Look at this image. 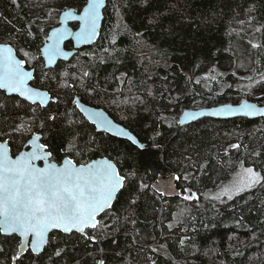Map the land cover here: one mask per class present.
<instances>
[{
    "label": "trees",
    "instance_id": "obj_1",
    "mask_svg": "<svg viewBox=\"0 0 264 264\" xmlns=\"http://www.w3.org/2000/svg\"><path fill=\"white\" fill-rule=\"evenodd\" d=\"M85 2L18 0L21 7H17L12 0H0V41L16 29L26 31L29 21H37L31 25L35 40L18 34L12 44L30 53L25 57L16 52L25 60L26 67L34 69L32 84L46 89L51 97L60 101L59 108L52 100L47 103V114L57 116V120L48 121V128L41 129L44 109L38 103L0 89V103L7 105L0 108V126L10 133L12 125L23 118L26 128L41 133V141L50 146L54 160H60L69 152L76 162L106 155L119 162L121 171L137 167L144 176L147 169L144 182L152 187L134 207H129L127 193H122L113 204L114 211L110 210L108 216L103 217L109 228L97 233L99 239L87 242L73 238L72 243L59 245L69 256L54 258L57 264H65L66 260L72 264V258L80 260L81 264H93V258L101 256L106 264H151L148 257L155 258L157 264H264V222H261L264 221L261 206L264 190L256 188L233 201L221 198L226 201L224 204L210 199L213 190L228 180L238 166L252 167L256 171L264 169V116H200L184 125L177 123V116L184 108H195L198 103L237 102L244 97L232 75L259 64L264 67V43L253 47L251 39L254 26L258 25L259 35L264 31V0H107L96 41L83 46L69 61L59 60L54 67L45 68L38 47L48 29L58 22L61 9L79 10ZM50 9L53 15L49 18ZM41 27L44 33L39 32ZM139 47L148 52L140 59L143 62H139L137 56ZM214 67L225 72L224 78L232 82L220 92L206 89L200 79ZM84 72L89 75L84 77ZM260 72L264 75V68ZM78 78H83L84 83ZM130 91H134L131 96ZM255 94L259 96L258 92ZM75 96L87 104L104 108L113 120L146 144V148L139 150L124 138L108 133L97 134L94 125L71 103ZM137 96L145 103H134ZM8 97L13 99L7 100ZM116 99H126L128 103L113 107ZM254 100L264 106V100ZM18 101L23 103L16 109ZM32 108L37 109L36 115L40 117L34 123L24 111L27 109L30 113ZM66 108L75 115L65 118L62 114ZM165 113L170 114V118L167 115L162 119ZM69 119L78 121L84 128L69 125ZM77 132L96 136L104 147L95 155L76 156L75 152L83 150L90 138L75 136ZM29 134L4 136L10 142L12 154L23 147ZM232 144L240 147L232 148ZM170 173L181 177L175 179L180 188L176 196L161 195L153 184L159 176ZM185 175L189 177L187 180L183 179ZM189 188L196 193V200L183 199L188 195L185 189ZM241 217L245 227L235 224ZM132 220L136 221L135 225ZM169 223L173 225L171 229ZM60 235L66 238L71 234ZM185 236L189 241L182 246L179 241ZM134 237L137 238L135 243ZM4 240L5 235L0 233V242ZM18 241L17 237L2 244L9 250V256L17 251ZM160 244L165 248L153 253L151 249ZM55 250L45 246V264L47 254ZM35 255L27 250L22 264H35L32 259ZM0 262L10 264L4 256H0Z\"/></svg>",
    "mask_w": 264,
    "mask_h": 264
},
{
    "label": "snow or ice",
    "instance_id": "obj_2",
    "mask_svg": "<svg viewBox=\"0 0 264 264\" xmlns=\"http://www.w3.org/2000/svg\"><path fill=\"white\" fill-rule=\"evenodd\" d=\"M12 3L17 7H21L18 0H12ZM103 4L104 0H88V5L81 15L70 12L63 14L65 20L68 18L78 20L80 22L79 30L71 32L67 28H54L45 37L48 42L44 44L42 53L46 57L48 65L53 64L58 56L66 58L69 55L61 48V43L66 38L73 37L77 42L83 43L91 42L95 38L99 9ZM52 15L53 10L50 9L48 17L50 18ZM36 22L35 20L29 21L26 31L16 29L14 33H10L3 41H0V89L8 93H17L19 97L31 101L33 104L38 100L39 107L44 109V112L41 113L44 119L39 127L46 129L48 128V121L55 122L57 120V116L47 114L46 105L51 97L48 92L28 86V81L32 79V73L25 71V60L18 59L14 53L21 52L25 57L29 56L30 53L23 49H16L12 44V41L17 39L18 34L32 37L35 40L37 37L32 31L31 25ZM152 22L155 21H150V23ZM251 22L254 23L255 21L252 20ZM241 23L244 22L241 21ZM44 31L43 27L39 28L40 33H44ZM257 31H260V29H257ZM253 47H257V45H253ZM88 75V72L83 73L84 77ZM210 78L216 79L215 76ZM48 79H54V77H48ZM197 83L199 84L200 81H197ZM248 88L253 91L254 99L264 100V75H261L259 80L250 83ZM88 90L86 88V91ZM256 92L259 93V96L255 94ZM147 94L152 95L151 91H148ZM12 99V97L7 98V100ZM52 102L59 108L60 101L58 98L52 100ZM126 102L121 101V103ZM133 102L145 103L139 96L135 97ZM170 102L175 103V101ZM22 103L23 101H18L15 108L19 109ZM71 103L87 114L91 124L95 125L97 134L100 132L110 133L112 137L124 138L139 150L146 148V145L141 143L137 136L128 131L126 127L104 118L102 113L89 110L81 103L79 98L72 100ZM6 106V103H0V108ZM24 111L29 121L34 123L35 120L40 119L36 115V108H32L30 113L27 109ZM224 111L229 113L242 111L245 116H253L257 113L264 116V108H257L255 103L247 100L241 101L239 109L228 106L218 110V112ZM62 115L68 118L74 116L75 112L66 108ZM198 115L199 113L184 111L181 121H177V123H182L185 120H195ZM161 118L166 119V117ZM5 120H7V117H5ZM68 124H78L81 129L84 128L83 124L75 120L69 119ZM25 132L31 133L32 128L25 127L23 118H20L17 124L12 125L10 133L4 132L3 126H0V141H3L0 142V233L5 235V240L0 242V256H4L6 261H10V264H22L23 254L28 249H30V253L36 254L32 258L35 264H45L43 253L46 245L56 249L47 254V264H57V260L54 258L63 259L69 256L65 248L59 245L72 243L73 238L84 239L87 242L99 239L97 233L109 228L103 217L108 216L110 210L114 211L113 204L122 193H127V203L129 207H134L141 196L145 195L147 190L152 187L144 182L147 177V169L144 176L140 175V170L137 167H130L128 171H121L118 167L119 162H113L107 156L82 164L68 158H65L61 166L50 163L49 159L52 156V152L49 150L50 146L47 143H35L39 140L38 135H32L27 141L28 144L33 145L32 151L21 152L19 155H15L13 159L12 155L9 154L10 142L4 140V136L12 134L24 136ZM75 136L90 137L85 143L84 149L75 152L76 156H83L85 153L95 155L104 147L102 141L98 142L97 137L90 135L88 132H77ZM71 147L76 148L77 145H71ZM155 147L158 148L159 145H155ZM230 147L239 148L240 145L232 144ZM68 155H72V152H69ZM254 155H258V153H254ZM40 160L44 161L43 167H38L35 163ZM262 172H264V169L256 171L252 167L244 168L238 179L234 180L231 185L224 186L217 195L211 196L210 199L224 204L226 201L221 197H226L227 201H233L241 194L251 192L256 188L264 190V174ZM188 178V175L183 177L185 180ZM174 179L180 180L181 177L176 176ZM170 187L172 186L169 184L164 190H161L157 186L156 190L161 195H171L172 193L168 191ZM185 191L188 192V195L183 196L184 200L197 199L196 193L191 192L190 188L185 189ZM261 206L264 207V200H261ZM243 219L241 217L235 221L237 227H245L242 223ZM135 223L136 221L132 220V224L135 225ZM172 227L173 225L169 223L168 228L171 229ZM116 230L118 231V229ZM61 233L71 235L65 238L60 235ZM14 234H18L20 248L9 256V250L4 248L2 244L7 243L9 240H16L17 236ZM136 239L134 237V243ZM186 241H189L187 236L180 238L179 243L183 246ZM113 242L115 243V241ZM164 248L165 245L160 244L152 248L151 251L159 253ZM181 250L183 251V248ZM100 251L103 252V249ZM117 255H120V253H117ZM148 259L151 264H157L155 258L148 257ZM0 264H5V262H0ZM65 264H68L67 260ZM72 264H81V262L72 258ZM93 264H106V259L103 256L100 258L94 257Z\"/></svg>",
    "mask_w": 264,
    "mask_h": 264
},
{
    "label": "water",
    "instance_id": "obj_3",
    "mask_svg": "<svg viewBox=\"0 0 264 264\" xmlns=\"http://www.w3.org/2000/svg\"><path fill=\"white\" fill-rule=\"evenodd\" d=\"M106 2H107V0H104V4H103V6L99 9V19L97 20V34H96L95 38H94L91 42H88V43L77 42L73 37H68V38H66V39L61 43V48L63 49V51L69 53V55H68L66 58H65V57H61V56H58V57L55 58V62H54L53 64L48 65V64H47V59H46V57H45V56L43 55V53H42V49H43V47H44V44L48 42V41H46V40L44 39L43 43H42L41 46L38 47V48H39V50H40V56L42 57L41 60H43V65H44L45 68H48V69H49V68H51V67H54V66L57 64V62H58L59 60H62V61H68V60H70V58H72V57H74V56L76 55L77 51H78L80 48H82L83 46L91 45V44H93V43L96 41V39H97V37H98V32H99V30H100V28H101V26H102V21H103V20H102V19H103V9H104L103 7L106 6ZM87 5H88V0H86V2L84 3V5H83L81 8H79V10H75V9H73V7H66V8L61 9V11H60L59 14H58V22H57L56 24H54L53 26H51V27L48 29L46 36H47L49 33H51L52 30H53L54 28H67V29H69L71 32H76V31H78V30H79V24H80V22H79L78 20L71 19V18H68V19L65 20L63 14H64L65 12H70V13H74L75 15H81V14L83 13L84 8L87 7ZM71 22H75L76 24H75V25H72ZM46 36H45V37H46ZM262 39H263V43H264V31H263ZM68 41H71V45L68 46V47H66L65 43L68 42ZM14 54L17 56L18 59H22V58H20V57L17 55L16 52H15ZM24 69H25V71H29V72L32 73V79H33V77H34V73H33V72H34V69H33L32 67H26L25 65H24ZM32 79H30V80L28 81V86H29V87H34V88L39 89L40 91L48 92L46 89L41 88V87H39V86H35L34 84H32ZM4 91H5V90H4ZM5 92H6V91H5ZM6 93H7V94H15V95L18 96L17 93H8V92H6ZM48 93H49V92H48ZM49 96L51 97L50 94H49ZM20 98H21V99H24V98H22V97H20ZM76 98H79V97H78V96H75L74 99H76ZM54 99H55L54 97H51L50 100H54ZM50 100H49V101H50ZM244 100H247V101H249V102H251V103H255V104L257 105V108H264L263 105L258 104L257 102H255L254 99L249 98V97H244V98H242L241 100H239V101H237V102L227 101V102H225V103H224V102L217 103V104H213V103H212V105H204V106H201V107H195V108H193V107H189V108L187 107V108H184V109L181 110L179 116H177V117H178V121H181L182 116H183V112H184V111H192V112H195V113H199V115L197 116L196 119L200 118V116H201V117H212V118H232V117H236V116H245V115H243V112H242V111H235L234 113H229V112H227V111H224V112H218L219 109L227 108L228 106H231L233 109H239V108H240V103H241V101H244ZM49 101H48V102H49ZM28 102L32 103L31 101H28ZM36 103L39 104V101L37 100ZM81 103L84 104V106H85L86 108H88L89 110L94 111V112L102 113L104 118L109 119V120H112L114 123L120 124L121 126L125 127L124 125H122L121 123L117 122L116 120H113V118L109 115V113H108L104 108H102V107H100V106L92 105V104H87L86 102H84V101H82V100H81ZM76 109H77V108H76ZM78 110H79V109H78ZM79 111H80V110H79ZM80 113H81V114L87 119V121L91 122V121L87 118V114H86V113H84V112H82V111H80ZM258 116H262V115L259 114V113H257L256 115H253V116H246V117L253 118V117H258ZM196 119H195V120H196ZM191 121H193V120H185V121H183L182 123H178V125H184V124H186V123H188V122H191ZM94 127H95V125H94ZM126 128H127V127H126ZM127 129H128V128H127ZM128 131H129V129H128ZM132 133H133V132H132ZM40 134H41L40 132H38V131H34V132H32V133L29 135V138H28V139H30L32 135H38V136H39V140H37L35 143H37V144H41V143H43V142L41 141V135H40ZM109 134H110V133H109ZM133 134H134V133H133ZM134 135H135V134H134ZM28 139L25 141L23 147H21L20 150H18L16 153L12 154V153H11V150L9 149V154L12 155V158H13V159L15 158V155H19L21 152H25V153H27V152H30V151L33 150V145L28 144V142H27ZM4 140H7V139H4ZM7 141H8V140H7ZM0 142H3V141H0ZM143 144H144V143H143ZM145 145H146V144H145ZM9 148H10V145H9ZM102 156H106V155H102ZM102 156H96V157H93V158H91V159H89V160H87V161H82V162H78V163H81V164H82V163H90L93 159H100ZM65 158L72 159L71 156H69L68 154H66L65 156H63L62 158H60V160H54V159L52 158V156H51L50 159H49V162H50V163H54V164H56L57 166H61V165H63V162H64ZM73 160H74V159H73ZM74 162H76V161L74 160ZM113 162H114V161H113ZM35 163H36V165H37L38 167H43V166H44V161H43V160L36 161ZM174 177H176V174H175V173H170V174L167 175V176H159L157 179L154 180L153 184H158L160 181L165 182L166 186L170 184L172 187L168 188V191L171 192L172 194H171V195H168V194H167V196H176V195L179 193L180 188L176 185V180L174 179ZM164 189H165V188L163 187L162 190H164ZM1 234H3V233H1ZM15 235L18 237V234H15ZM19 248H20V245H19V242H18V244H17V248H16L17 251L19 250ZM28 250H30V249H28ZM26 251H27V250H25V252H26ZM25 252H24V253H25Z\"/></svg>",
    "mask_w": 264,
    "mask_h": 264
},
{
    "label": "rangeland",
    "instance_id": "obj_4",
    "mask_svg": "<svg viewBox=\"0 0 264 264\" xmlns=\"http://www.w3.org/2000/svg\"><path fill=\"white\" fill-rule=\"evenodd\" d=\"M258 26V25H256ZM254 26L255 28L253 29L252 31V35H251V39H253V44L254 45H257V44H262L263 42V39H262V35H263V32L261 33V35H259L257 29H259V27H256ZM263 45V44H262ZM88 46V45H87ZM82 51V49H81ZM85 51V50H84ZM87 51V50H86ZM80 52V49L79 51ZM77 54V53H76ZM144 55H148V52L142 48V47H139L137 48V56L139 58V62H143V61H140V59L143 58ZM92 57V56H91ZM69 61V60H68ZM92 61V60H91ZM259 63H257L258 65ZM260 65V64H259ZM256 66L255 68H251L250 70H247V71H244V72H239V73H235V75H232L234 77H236L237 80L234 81V83H237L238 86L241 88V93L240 95H242L241 97H249L251 98V95H253V91L249 90L248 88V85L250 83H253L254 81L256 80H259L261 78V75H263V73L260 72V70H262L264 67H260V66ZM260 67V70L259 68ZM148 70V68H145ZM151 69V68H150ZM215 76L216 79L213 80L211 79L210 77H213ZM226 76V73L223 72V71H219L217 70L215 67L212 69V70H209L205 73H203L201 76H200V79L202 82L205 83L206 85V89H209L211 91H214V92H220V91H223L227 86H228V83L231 84L232 82L231 81H228L226 80L224 77ZM249 78H252L251 80ZM81 81V83H84V79L83 78H78V81ZM81 83L80 86H81ZM237 89V88H236ZM89 91V90H88ZM134 91H130L128 94L131 96ZM244 93L246 94V96L244 95ZM243 97V98H244ZM118 98V96H117ZM129 99H132L131 97ZM253 99V98H252ZM121 101H126V99H122V100H119V99H116L115 102H114V106L113 107H117V106H120L119 104H127L128 101L126 103H121ZM232 101V100H231ZM203 105L199 104L198 103V106L196 107H201ZM123 112H125L124 110H122ZM168 115V118H170V114H164V117ZM36 131V130H34ZM32 131V132H34ZM31 132V133H32ZM30 133V134H31ZM29 134V135H30ZM29 135H28V138H29ZM27 138V139H28ZM248 166H243V165H240L236 168V170L233 172L232 176H230V178L226 181H223L217 188L216 190H213V195H217L219 193V191L224 187V186H229L233 183L234 180L238 179V176L239 174H242L243 173V169L244 168H247ZM221 198H226V197H221ZM19 242V241H18Z\"/></svg>",
    "mask_w": 264,
    "mask_h": 264
},
{
    "label": "flooded vegetation",
    "instance_id": "obj_5",
    "mask_svg": "<svg viewBox=\"0 0 264 264\" xmlns=\"http://www.w3.org/2000/svg\"><path fill=\"white\" fill-rule=\"evenodd\" d=\"M71 24H72V22H71ZM75 24H76V23H75ZM72 25H73V24H72ZM70 42H71V41H70ZM67 43H68V42L65 43L66 47H68V46L71 45V44L68 45ZM80 49H81V48H80ZM77 52H78V51H77ZM108 134H109V133H108ZM157 186H159V188L162 190L163 187H164V188L166 187V184H165V182L160 181L158 184H156V187H157ZM156 187H155V188H156ZM157 192H158V191H157ZM158 193H160V192H158ZM165 195H167V194H165Z\"/></svg>",
    "mask_w": 264,
    "mask_h": 264
},
{
    "label": "bare ground",
    "instance_id": "obj_6",
    "mask_svg": "<svg viewBox=\"0 0 264 264\" xmlns=\"http://www.w3.org/2000/svg\"><path fill=\"white\" fill-rule=\"evenodd\" d=\"M204 106V105H203Z\"/></svg>",
    "mask_w": 264,
    "mask_h": 264
}]
</instances>
